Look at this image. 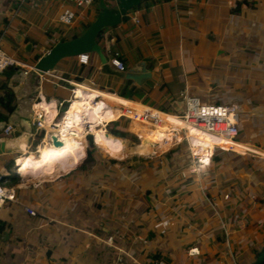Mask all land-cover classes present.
Returning a JSON list of instances; mask_svg holds the SVG:
<instances>
[{
  "label": "crops",
  "instance_id": "obj_1",
  "mask_svg": "<svg viewBox=\"0 0 264 264\" xmlns=\"http://www.w3.org/2000/svg\"><path fill=\"white\" fill-rule=\"evenodd\" d=\"M251 1L250 6V0H149L133 9L135 24L128 26L121 19L105 27L101 41L96 40L107 59L116 50L125 69L143 61L150 71L141 85L109 75L115 86L125 80L142 86L140 97L127 98L110 86L98 87L95 80L103 73L93 52L86 63L64 56L54 64L51 72L73 81L92 79L118 104L128 105L127 99H132L162 109L163 130L171 119L180 118L171 111L182 107L181 90L203 103H233L243 116L237 115L236 141L219 143L224 149L232 143L233 149L214 148L209 156L196 159L170 151L160 163L154 159L152 165L145 164L144 176L124 179V189L129 190L121 188L116 165L108 175L103 173L101 166L107 160L100 158L91 168L76 163L53 177L33 176L36 171H31L32 183L12 182L10 176L16 175L10 172L12 166L16 173L22 158L34 152L27 147L37 134L29 137L25 151L13 150L8 163L0 162L2 182L15 193L14 200L0 205V264H150L156 249L161 255L153 260L156 264H217L219 253L213 245L247 250L264 235V0ZM94 11L96 2L78 8L65 0H25L19 5L17 0H0V46L12 48L9 54L31 63L29 58L36 59L55 41L67 39L66 29L82 31ZM26 42H30L27 49ZM82 65L93 68L89 76L78 78ZM4 86L6 92L16 91ZM37 86L31 100L37 95L49 98L54 111L49 114L45 99L34 108L45 107L50 119L68 98L70 85L45 75ZM69 112L73 125L67 108L60 130L54 131L76 128L73 104ZM201 133L199 129L193 133L196 155L207 154L213 145L211 136ZM7 137L14 140L19 135L14 130ZM247 147L256 154L244 152ZM192 247L195 253H189Z\"/></svg>",
  "mask_w": 264,
  "mask_h": 264
},
{
  "label": "built area",
  "instance_id": "obj_2",
  "mask_svg": "<svg viewBox=\"0 0 264 264\" xmlns=\"http://www.w3.org/2000/svg\"><path fill=\"white\" fill-rule=\"evenodd\" d=\"M25 0H17V4L23 3ZM71 1L75 6H80L82 8L88 7L93 0H69ZM133 21H137L136 16H131ZM67 20V19H65ZM102 32L105 31V28L101 29ZM100 31V32H101ZM77 62L79 63H86L88 60V53L87 52H81L75 55ZM108 61L110 64L115 67L116 69L122 70L125 69V65L123 64L122 60L118 56V51L113 50L110 53V56L108 58ZM9 66H17L21 67L24 72H26L29 68H31V63H27L17 57H15L12 54H9L5 52L0 47V73ZM1 75V74H0ZM52 76L58 79L66 80V82L70 85L69 87V96L65 99L63 102L65 104V107L63 108L60 116L58 119H55L58 113H55V116L52 118H47L45 114V107H37L35 109L33 107V104L40 103L41 100L44 101L43 96L37 95L35 98L31 100V116H30V123L32 130L30 132V137L33 135L41 133V140L43 138H47V140L50 141L49 134L55 129L60 130L59 124L63 123L64 117H65V110L68 106V103L72 96L74 95L75 87L78 83H86V81H73L66 79L64 77H61L50 70L44 71L41 74H39V78L43 76ZM88 87H91V89H99L94 85V81L90 79L87 81L86 84ZM90 89V88H88ZM87 90V89H86ZM98 96V95H94ZM178 96L182 102V107L179 111H171V113H175L178 117L181 118V120L184 122L185 125H180L176 130L179 135L178 139H175L177 141H169L168 139L162 138L159 139L163 142H168L170 144H176L179 140L184 139L187 143V150L189 151V156L191 159H196L203 156H209L211 152L216 147H220L221 145L214 143L211 147V150L206 154L202 155H196L191 150V144L189 143V127H192L194 129H200L206 132H209L213 135H217L220 137H223L225 139H228L232 143L236 141V136L238 132L237 128V113H236V107L233 103L229 104H213V103H203L200 102L197 96L187 93L185 90H181L178 92ZM49 98H46L45 101H48ZM130 103H127L128 105H119V108L121 109L119 113L114 117L112 120L118 118L119 116H122L125 120L124 126L122 131L123 137L127 136H134L139 138L138 135L146 133L145 131H150L152 128H160L163 121H161V115L160 112L162 109H159L157 107L145 104L138 100H132L127 99ZM62 103V104H63ZM116 104V103H115ZM14 131L13 126L9 123H5L2 127V134L8 135L10 132ZM87 134H91V132L87 129L84 130V139ZM229 143L226 148L227 150L233 149V144ZM253 146L252 144H250ZM255 147V146H254ZM257 148V147H256ZM235 151V150H234ZM237 152V151H236ZM244 152L256 154L253 149L250 147H247V149ZM15 162L13 161V164ZM12 164V165H13ZM10 172L20 176V174H17L13 171V166L10 170ZM15 199V193L14 189L11 186L5 185L2 182L1 174H0V205L4 200H14ZM25 211L29 214H34V210L31 207L25 206Z\"/></svg>",
  "mask_w": 264,
  "mask_h": 264
},
{
  "label": "water",
  "instance_id": "obj_3",
  "mask_svg": "<svg viewBox=\"0 0 264 264\" xmlns=\"http://www.w3.org/2000/svg\"><path fill=\"white\" fill-rule=\"evenodd\" d=\"M144 0H98L97 11L89 24L77 35L71 38L57 40L31 62V68L26 72L21 67L12 66V72L2 75L1 81L10 85L16 91L13 92V104L11 111L5 119L0 120V130L5 123L13 126L18 135L23 134L26 140L31 132V96L38 93L37 80L39 74L51 70L54 64L64 56H75L81 52H93L98 59V71L106 75L129 79L136 85H141L150 77V71L144 67L143 61H137L126 69H116L108 61L106 55L101 50L96 40L97 34L102 28L113 26L121 20V16L132 6ZM18 35L15 36L16 39ZM30 42H26L24 48L27 49ZM119 136V135H117ZM50 142L58 144L60 141L53 134H49ZM123 139V136H119ZM126 140V139H125ZM124 140V141H125ZM10 141L6 135L0 134V154L9 153L13 150L8 147ZM95 144V143H94ZM98 148L99 145L95 144ZM153 148L146 143H133L125 141V145L119 153L112 151L106 152L111 159H122L129 154L150 155Z\"/></svg>",
  "mask_w": 264,
  "mask_h": 264
},
{
  "label": "rangeland",
  "instance_id": "obj_4",
  "mask_svg": "<svg viewBox=\"0 0 264 264\" xmlns=\"http://www.w3.org/2000/svg\"><path fill=\"white\" fill-rule=\"evenodd\" d=\"M14 2H15V0H14ZM65 2H66V4H68V5H70L71 6V1H69V0H65ZM96 2V5H97V3H98V0H93V2L90 4V5H92V4H94ZM89 5V6H90ZM140 5V3L139 4H136V5H134V6H132L130 9H128L127 11H130V10H132V11H130V13H129V18H123L122 20H123V22L126 24V25H128V26H131V24L130 23H134L135 24V21H133V20H130V18H131V14L133 13V9L134 8H136V7H138ZM252 5V1L250 0V6ZM136 6V7H135ZM76 7H78V8H82V7H80V6H76ZM127 11L124 13L125 14V16H126V13H127ZM95 12V14H96V11H94ZM123 14V15H124ZM138 18H139V16H138ZM90 22V21H89ZM137 24V23H136ZM84 26V24L82 25V27ZM81 27V28H82ZM75 33V31H74V29L73 28H71L70 27V29H66V34H68V35H71V34H74ZM78 33V32H77ZM107 36V35H106ZM100 33L99 34H97V36H96V39L98 40V41H101L100 40ZM103 40H104V38H103ZM105 41V40H104ZM5 52H7V53H10L11 52V50H12V48H9V47H5V46H3V45H1L0 46ZM22 53H23V51H21ZM24 54V53H23ZM26 54V53H25ZM24 54V55H25ZM17 55L19 56V57H22V58H24L23 57V55H21V53L20 52H17ZM36 55V54H35ZM28 60H34V56H32L31 58H29ZM9 67H12V66H9ZM77 71H79V68L77 69ZM98 77H97V80H95L96 82H97V85H98V87H100V88H108L109 86L111 87V82L110 81H112V79L110 80V77H109V75H106L105 77L103 76V74H101V75H97ZM74 78H77L75 75H74ZM110 82V83H109ZM0 84H3V86L4 85H6L3 81H1L0 82ZM79 84V83H78ZM77 84V85H78ZM109 84V85H108ZM5 87V86H4ZM100 92V91H99ZM10 93H11V91L10 90H8L7 91V93H5L4 95H3V97H2V100L4 101V102H7V103H12L13 102V99L11 100V96H10ZM200 102H205L204 100H202L201 99V101ZM13 104V103H12ZM69 105V104H68ZM65 107V104L63 103H61L60 105H58L57 106V112H58V114H57V116H56V118L55 119H58L59 118V116H60V114H61V112H62V110H63V108ZM68 108V106L66 107V109ZM236 113H237V115H238V118L240 119L242 116H243V112H242V110L239 108V107H237L236 108ZM107 122H109V119H108V121L107 120H105V119H103L102 121H100V122H97V123H95L92 127H91V130H90V132H91V134H92V136L90 135V137H91V143L92 144H90V145H94V151L92 152V155H91V157H86L85 156V148H86V145H87V141H86V136H85V139H84V143H83V140H82V133H83V131H81V133H79V135H78V137H79V139L78 140H80L78 143H77V146L75 147V149H73V150H71V151H69V152H67L64 156H62L61 158L59 157V158H57V159H55V161H56V165H54V167L52 168V171L50 172V174L52 175H54V174H59V173H61V172H64V171H66L69 167H74V165L77 163H79L80 165H79V167L80 166H83V167H88L89 166V168H91L90 166H92L93 165V162L97 159V158H100V159H106L107 161H103V162H106L105 163V165H103V166H101V167H103L104 168V170H103V173L104 174H106V175H108L109 174V172L110 171H112V169H113V165H116V167H118V170H120L121 171V178L123 179V181L121 182V184H122V186H121V188L122 189H124L125 188V185H124V179H126V178H128L129 179V177L130 176H132L133 174H136L137 175V177H141V176H144L145 174H147L145 171L143 172V168H145V164L147 165L148 164V162H151V161H153L154 159H156V162L155 163H160V161H161V158H163V157H166V156H168L167 154H165V153H167V152H169V151H171V152H173V153H175V152H178V153H181V154H188V156H189V151L187 150V143H186V141L184 140V139H182V140H179L176 144H169V146H168V148H166L165 149V147H164V144H161L160 142H158L157 140H159V139H162V138H167V136H168V133H167V130L165 129V130H163V131H161V133H162V137H158V138H155V139H153V140H151V141H146L145 142V139L143 138L145 135H147L148 133H150V131L151 130H156L157 128H152V129H150V131H145L146 133H144V134H141V135H138L139 136V138H137V137H134V136H125V137H123V138H125L127 141H131V142H133V143H146V144H148L149 146H151L152 148H153V153L152 154H150V155H138V154H129V155H127V156H125L124 158H122V159H111V158H109L108 157V155L106 154V152H109V149H108V147H104V145L103 144H100V143H96L95 142V140H96V135H97V133L99 132V131H101V130H103V129H105L106 128V131L107 132H110V133H113V134H116V135H120V136H122L121 134H120V131L123 129V123L125 122V120H124V118L122 117V116H119L118 118H116V120L114 119V120H111L110 122H109V124H111L112 126H109V125H106V123ZM72 125V124H71ZM68 126H70V124L68 123L67 124V127ZM193 130V131H192ZM192 131V132H191ZM194 131H197L196 129H189V132H191V133H194ZM202 131V130H201ZM40 134V132L37 134V136L34 138V142L32 141V142H30V144H29V147H27V149H28V151H36V146L40 143V141H41V136L39 135ZM201 134H204V135H210L211 136V138H212V144L213 143H216V142H224L225 141V138H221V137H216L215 135H213V134H211V133H209V132H205V131H202V133ZM10 137H12V135L10 136ZM92 138H93V140H92ZM157 139V140H156ZM155 140V141H154ZM173 141V140H172ZM174 141H177V140H174ZM97 144V145H99L100 147L98 148L97 146H95V144ZM161 149H163L162 151H160ZM175 151V152H174ZM34 152H31V154L28 156V157H33V154L32 153H34ZM258 154H261V152L259 151V153H257V155ZM12 155H14V153H8V154H6V155H1L0 154V162H4V160L6 161V163H8V161L11 159V156ZM20 156H22V153H20L19 154ZM262 155H264V154H262ZM16 156H18V155H16ZM15 156V157H16ZM14 157V158H15ZM36 157H41V156H39V154H36ZM190 157V156H189ZM262 157H264V156H262ZM9 158V159H8ZM50 157L48 156V155H44V156H42V159L44 160V161H46L47 159H49ZM27 161H28V159H27ZM43 161V162H44ZM10 164V163H9ZM8 164V165H9ZM43 164V163H42ZM119 164L121 165V166H119ZM98 165H101V164H98ZM107 165V166H106ZM49 166H50V164H49ZM129 166H131L130 168H129ZM95 168V167H94ZM98 169V168H97ZM0 171H4V169L3 170H0ZM114 172V171H113ZM1 173H3V172H1ZM35 173V172H34ZM91 173H93V171L91 170ZM161 174L163 173V171H161L160 172ZM39 175V170L37 169L36 170V174H35V176H38ZM28 176H30V175H28ZM34 176V175H33ZM40 176V175H39ZM30 177H32V176H30ZM30 177H27V176H25V177H23V176H18V175H15L14 176V180H12V182H14V183H20V182H23V184H28V183H32L33 182V179L32 178H30ZM41 177V176H40ZM42 178V177H41ZM128 187V186H127ZM161 187V185H159L158 186V188H160ZM124 190H129V188H126V189H124ZM145 190V189H144ZM145 192H146V190H145ZM255 234V233H254ZM219 244V245H218ZM218 244H216V245H213L212 247L213 248H216V249H214V251L216 250L217 251V253H219L218 255H216L217 256V259H218V261H217V264H237L238 263V261L239 260H243V259H245V261H247L250 257H251V253H247V254H245L244 252L246 251V250H241V249H239L238 251H237V249L235 248V247H231V246H229V247H224V248H221V245H220V243H218ZM248 245V244H247ZM250 245L251 244H249L248 245V247H247V250L249 249V247H250ZM214 246H216V247H214ZM188 251H189V253H192V252H196V250H195V248L194 247H192V248H189L188 249ZM211 252H213V250L211 249V250H208V253H211ZM221 255H223V257L221 256ZM222 258V259H221ZM228 259V260H227Z\"/></svg>",
  "mask_w": 264,
  "mask_h": 264
},
{
  "label": "bare ground",
  "instance_id": "obj_5",
  "mask_svg": "<svg viewBox=\"0 0 264 264\" xmlns=\"http://www.w3.org/2000/svg\"><path fill=\"white\" fill-rule=\"evenodd\" d=\"M86 84L87 83H79L78 85H76L74 90V95L72 96V98L68 103L69 105H68L67 117L69 118V120L73 125L74 121L72 120V116L70 115L69 112V108L73 104L75 117L77 119L76 128L69 132H61L62 130L54 131L55 130L54 129L51 132V134H53L60 142L58 144H54L49 140H47L46 137L43 138L40 141V143L36 146L35 148L36 151L32 153L33 157H31L30 160L28 159V157H26L25 159L22 158V161L19 162L15 170L17 174H20L23 177L25 176L30 177L31 171L35 172L39 167H41L44 161L42 159V156L48 155L52 159H57L59 157L61 158L67 152L75 149L77 143L80 141L78 140L79 139L78 135L79 133H81V131H83L82 140L84 143L85 129L90 131L91 127L95 123L100 122L103 119L108 121V119L111 120L114 117H116V115L118 114V101L116 100V98L113 96H109L108 94L110 93H108L105 90L91 89V87H88ZM95 94L98 96L97 97L94 96ZM49 102H53V101L49 99ZM49 102L47 103L49 105V114L52 115L54 111V106L49 104ZM34 105L35 104H33V107ZM61 125L62 123L59 124V128L61 127ZM161 131L163 130L159 128H157L156 130H151L150 133H148L143 137L145 139V142L151 141L158 137H162ZM124 140L125 139L122 140L121 138L112 136L109 132L106 131V129H103L97 133L95 142L103 144L104 147H108L109 151L119 153L120 151H122L125 145L126 140L125 141ZM25 142H26V137L23 134H21L19 135V137H17L14 140L10 139L7 145L11 149H19L20 151H25L26 150ZM189 143L191 144L190 140ZM190 146H191V150L193 151L192 144ZM36 154H39V156L41 157L39 158L36 157ZM27 159L29 161H27ZM14 162H15V158H14Z\"/></svg>",
  "mask_w": 264,
  "mask_h": 264
},
{
  "label": "trees",
  "instance_id": "obj_6",
  "mask_svg": "<svg viewBox=\"0 0 264 264\" xmlns=\"http://www.w3.org/2000/svg\"><path fill=\"white\" fill-rule=\"evenodd\" d=\"M149 0H144L143 3H147ZM136 7V6H135ZM125 18V14L121 16V19ZM89 24V21L87 23L84 24V26L82 27V29H84L87 25ZM75 35H77V32H75L74 34H71V35H68L67 37L68 38H71V37H74ZM38 55L35 56V58H37ZM122 62H123V59L121 58ZM124 64V62H123ZM92 66H88V67H85V66H79V71L80 74L78 75V78L80 76H89L91 70H92ZM12 72V69L11 67H6L2 73L5 75V76H8L10 73ZM111 88H112V91H114L116 94L120 95V96H123V97H127V98H130V97H140L143 92H144V88L142 86H136V85H133L129 82V80H125L123 81V83L121 84H118L115 86V83H112L111 84ZM7 93L5 88L2 86V84H0V95H3ZM10 96H11V100L13 99V93L11 92L10 93ZM144 100V98H143ZM13 103V102H12ZM12 103H7V102H4L2 99L0 100V120H3L5 119V117L7 116V114L11 111L12 109ZM162 108V107H161ZM166 110V109H165ZM71 115V114H70ZM72 116V115H71ZM72 120H73V116H72ZM184 122L180 119V118H174V119H171L170 121V125L167 126L169 127L167 129V133H168V136L166 139H168L170 142L172 140H175V139H178L179 138V135L177 133V128L180 126V125H184L183 124ZM109 126H112L111 124H107ZM69 128H63L62 130L64 131H68ZM106 129V128H105ZM71 131V130H70ZM69 132V131H68ZM110 133V132H109ZM123 131L121 130L120 131V134L123 135ZM113 134V133H112ZM111 134V135H112ZM41 135V133L39 134ZM119 135V134H118ZM114 137H117V138H121L119 136H117L116 134L115 135H112ZM216 136V135H215ZM197 136H195L193 133L189 132V140L190 142H196L197 139H196ZM218 137V136H216ZM122 139V138H121ZM86 141H87V145H86V148H85V156L86 157H91L92 155V152L94 151V145H90L92 144L91 143V137H90V134H87L86 135ZM158 142H160L161 144H164V147L165 149L168 148L169 144L168 142H163L161 140H157ZM225 142H227V140L225 139ZM217 144H219L220 142H216ZM214 144V143H213ZM218 148V147H216ZM221 149H224L222 147H219ZM163 149H161L160 151H162ZM226 150V149H224ZM200 149H197V152H199ZM167 155H170L172 153L167 152L165 153ZM113 160V159H112ZM50 164V166H49ZM56 161L55 159H52V158H49L47 159L46 161H44V163L41 165V167L38 168L39 170V175L42 177V178H49V177H53L55 176L56 174H50V172L52 171V168L54 167V165H56ZM153 164V161L151 162H148L147 165H152ZM131 166H129L130 168ZM146 167V166H145ZM15 176V175H14ZM14 176H10L11 179H14ZM177 185L175 186H172L170 188V191H175V188H176ZM245 254L247 253H251V257L245 261V259L243 260H239L237 264H264V235H261L259 238H258V241L255 242V243H252L249 247L248 250H246L244 252ZM151 256V263L150 264H156V261L158 259L161 258V255H160V250L159 249H156L152 254H150ZM153 260H156V261H153Z\"/></svg>",
  "mask_w": 264,
  "mask_h": 264
}]
</instances>
